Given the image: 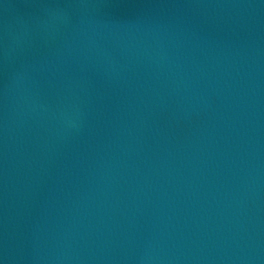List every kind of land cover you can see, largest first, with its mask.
Segmentation results:
<instances>
[{
	"label": "water",
	"instance_id": "obj_1",
	"mask_svg": "<svg viewBox=\"0 0 264 264\" xmlns=\"http://www.w3.org/2000/svg\"><path fill=\"white\" fill-rule=\"evenodd\" d=\"M0 264H264V0H0Z\"/></svg>",
	"mask_w": 264,
	"mask_h": 264
}]
</instances>
